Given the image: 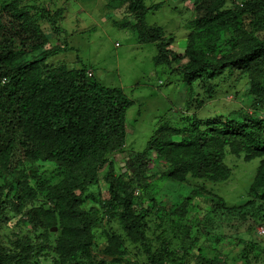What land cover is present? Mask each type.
I'll return each instance as SVG.
<instances>
[{
    "label": "trees",
    "instance_id": "trees-1",
    "mask_svg": "<svg viewBox=\"0 0 264 264\" xmlns=\"http://www.w3.org/2000/svg\"><path fill=\"white\" fill-rule=\"evenodd\" d=\"M22 2L0 0V226L14 228L11 248L0 246V264H41L47 256L50 264H120L115 256L125 255L119 234L144 249L135 254L144 257L137 264H228L198 243L199 228L208 235L230 231L229 238L248 246L245 259H232L233 264H264V251L253 242L261 236L257 227H264V0H233L231 5L230 0H190L194 18L182 55L168 49L174 34L147 25L145 0H108L105 8L124 7L135 20L114 25L134 30L139 43L155 44L154 66L182 77L187 86V115L176 125L159 122L142 152H133L126 142V112L132 102L122 89L102 86L85 66L49 63L68 50L66 42L52 46L37 22L48 19L59 33L55 23L64 9L49 13L35 5L22 7ZM234 72L247 80L250 111L225 117L217 113L205 120L188 116ZM126 149L127 172L115 178L109 157ZM227 157L259 162L247 202L231 207L191 185L192 179L227 182L232 175ZM161 162L166 165L146 173L149 165ZM106 167L102 181L107 182V197H89L91 188L100 189L99 173ZM157 177L190 190L171 212L184 218L173 221L181 235L165 237L154 248L145 236L147 218L164 223L166 211L152 191ZM127 178L128 185L122 181ZM195 199L208 204L209 216L194 217L191 224L188 213ZM210 210L224 219L215 221ZM233 220L235 225L228 222ZM112 221L119 224V234L111 229ZM103 224L110 229L103 231L109 243L105 252L114 257L110 260L91 249ZM175 243L179 248L168 252Z\"/></svg>",
    "mask_w": 264,
    "mask_h": 264
},
{
    "label": "rangeland",
    "instance_id": "rangeland-1",
    "mask_svg": "<svg viewBox=\"0 0 264 264\" xmlns=\"http://www.w3.org/2000/svg\"><path fill=\"white\" fill-rule=\"evenodd\" d=\"M232 1L230 0V5ZM107 3L108 0H23L21 6L23 7L24 4L35 5L39 9L49 11V13H54L61 8L64 9V14L60 17L61 20L55 23L56 29H60L59 33L53 29L50 22L47 21L48 19L37 22L44 29L52 46H62L66 42L64 45L68 50L51 57L49 63H64L69 69H79L85 66L91 72L92 77L102 86L122 89L132 102L126 112V142L133 152H142L146 148L149 138L157 129L159 122L168 121L171 125H176L181 122V117L187 115L184 108L187 86L182 77L171 74L160 66H154L153 59L158 53L155 44L139 43V38L134 30L114 25V23H121L123 20L129 21L132 25L135 20L126 13L124 7L119 10H112L105 8ZM144 5L148 9L145 16L147 25L163 29L167 35L174 34L175 42L169 45L168 49L182 55L186 37L192 29L189 22L194 18V13L189 12L190 9H188L192 7L190 0H145ZM155 6H158L157 9H154ZM238 75V72H234L225 80V84L219 83L220 85L213 89L211 99L206 100L205 105L200 109L190 110L188 116H192L194 113L200 120H205L215 117L217 113H222L221 116L225 117L231 111L249 110L251 100L247 96V80L245 78L239 79ZM195 88H197L196 84ZM127 154L130 152L126 149L116 156L109 157L115 178L118 177L120 171L122 173L127 172L124 170L127 166ZM226 163L232 169V175L227 182L212 185L211 183H204L202 180L192 179L191 185L203 187L207 192L214 193L225 201L227 207L237 206L247 202L246 191L257 172L259 162L255 160L244 163L241 159L227 157ZM165 165L163 162L159 163L158 166L152 163L147 167L146 173L155 172ZM106 170L107 167L99 173L100 189L91 188L89 197L102 201L105 199L104 197H107L105 188L107 182L102 181ZM128 180L127 178L122 181L128 185ZM151 185L152 191L156 194L157 202L161 206L163 205L167 211H165L163 218L165 219L164 223L160 219H154V217L147 218V220L150 219L148 224L150 231H146L145 236L152 247L156 248L165 242V237L181 235L178 231V228L181 227L173 221L180 222L184 218L180 219L171 212L187 197L190 188L179 190L176 185L162 182L158 177L153 178ZM100 191L101 198H98ZM135 202H137L136 199ZM193 205L188 213L191 224V219L194 217L199 221L208 218L209 207L205 201L195 199ZM89 206L86 205L84 209L88 210ZM143 206L146 208L147 203ZM210 213H212L211 210ZM218 213L215 212L211 215L215 221H222L224 218L220 217ZM151 219L154 220L151 221ZM228 222L235 225L236 220ZM185 223L188 222L182 224ZM110 225L112 230L120 233L117 221H112ZM207 225L211 226L209 221ZM0 227V246L11 248L9 243L14 239L11 234L14 228ZM261 229L264 230V227L258 226L256 232L258 233ZM109 230L108 224L99 226L96 229L98 239L91 247L94 255L105 260L114 258L107 256L105 252L109 248V243L103 236V231ZM217 230L222 231V228H217ZM177 231L179 234L176 233ZM228 232L230 234V231ZM219 234L220 232L214 234L212 231V234L209 233L208 235L207 231H202L199 228V232H197L198 243L203 248H208L210 255L216 251L219 260L222 262L233 264L232 259H239L240 257L245 259L244 253L247 250L245 247L248 248V246L229 238L231 236L229 234ZM119 235L123 243L121 250L124 251L125 255L115 256L120 264L143 262L144 257L142 255H135L137 252H144L142 246L128 240L121 234ZM209 237L211 238L209 239ZM253 242L261 246L260 251H264V235L258 236ZM177 244L180 246V243H175L167 251L171 252L174 251L173 249H178ZM261 260L263 261L262 257ZM51 261V256H47L46 259L42 258L41 264H50ZM167 261L170 259L168 258Z\"/></svg>",
    "mask_w": 264,
    "mask_h": 264
},
{
    "label": "clouds",
    "instance_id": "clouds-1",
    "mask_svg": "<svg viewBox=\"0 0 264 264\" xmlns=\"http://www.w3.org/2000/svg\"><path fill=\"white\" fill-rule=\"evenodd\" d=\"M106 8H107V7H106ZM118 10H119V9H118ZM124 170H126V169H124ZM53 230H56V228H54ZM53 230H52V231H53ZM261 231H263V233H262ZM261 231L259 230L258 234H260V235H264V230L261 229Z\"/></svg>",
    "mask_w": 264,
    "mask_h": 264
},
{
    "label": "built area",
    "instance_id": "built-area-1",
    "mask_svg": "<svg viewBox=\"0 0 264 264\" xmlns=\"http://www.w3.org/2000/svg\"><path fill=\"white\" fill-rule=\"evenodd\" d=\"M263 233V231H261Z\"/></svg>",
    "mask_w": 264,
    "mask_h": 264
}]
</instances>
